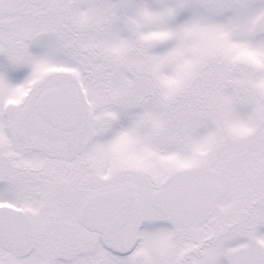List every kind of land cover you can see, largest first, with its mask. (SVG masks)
Returning a JSON list of instances; mask_svg holds the SVG:
<instances>
[{
    "label": "snow or ice",
    "instance_id": "6c2138e0",
    "mask_svg": "<svg viewBox=\"0 0 264 264\" xmlns=\"http://www.w3.org/2000/svg\"><path fill=\"white\" fill-rule=\"evenodd\" d=\"M0 264H264V0H0Z\"/></svg>",
    "mask_w": 264,
    "mask_h": 264
}]
</instances>
